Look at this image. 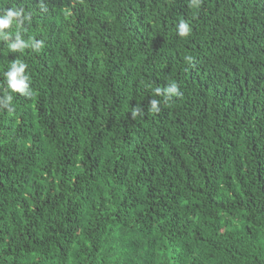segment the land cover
<instances>
[{
	"label": "trees",
	"instance_id": "16d2710c",
	"mask_svg": "<svg viewBox=\"0 0 264 264\" xmlns=\"http://www.w3.org/2000/svg\"><path fill=\"white\" fill-rule=\"evenodd\" d=\"M21 7L45 47L0 41V96L17 59L33 90L0 109V264H264V0Z\"/></svg>",
	"mask_w": 264,
	"mask_h": 264
},
{
	"label": "clouds",
	"instance_id": "9594fccd",
	"mask_svg": "<svg viewBox=\"0 0 264 264\" xmlns=\"http://www.w3.org/2000/svg\"><path fill=\"white\" fill-rule=\"evenodd\" d=\"M201 0H188L189 6L198 8ZM43 7V4H41ZM71 15V12H67ZM31 13L25 15L24 9L21 8H8L0 10V41L7 45L10 52L23 53L25 49H31L33 52L39 53L44 47L43 40H34L32 38L24 39L22 30L25 22H30ZM15 26L16 31L11 29ZM190 24L181 19L176 25V32L179 37L186 38L191 34ZM190 60L191 57H188ZM28 65L17 59L11 62L9 69L3 73L6 80V88L4 89L5 95L0 96V109L7 110L10 114L14 111L12 102L14 100V94H19L24 97H31L33 90L30 86V75L27 73ZM155 95L163 96L164 102L173 100L174 97H179V86L176 82L168 83L165 87H157L155 89ZM161 101L158 99H151L149 110L152 113H159L161 108ZM133 118L142 116L140 107H136L132 111Z\"/></svg>",
	"mask_w": 264,
	"mask_h": 264
}]
</instances>
